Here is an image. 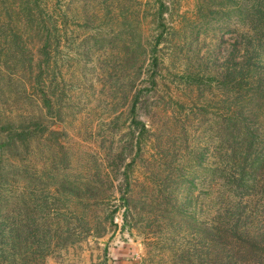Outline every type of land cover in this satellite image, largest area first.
Returning <instances> with one entry per match:
<instances>
[{
	"label": "rangeland",
	"instance_id": "obj_1",
	"mask_svg": "<svg viewBox=\"0 0 264 264\" xmlns=\"http://www.w3.org/2000/svg\"><path fill=\"white\" fill-rule=\"evenodd\" d=\"M19 1L0 0V124L32 119L45 128L19 147L15 179L0 183L3 212L12 208L15 220L6 230L26 249L43 246L44 264L207 263L211 184L196 151L211 166V83L179 75L211 74V57L225 55L240 19L233 0H163L162 28L153 0H43L45 23L27 19ZM137 90L134 115L148 131L138 151L130 121ZM257 192L245 207L257 243L242 264H264Z\"/></svg>",
	"mask_w": 264,
	"mask_h": 264
},
{
	"label": "trees",
	"instance_id": "obj_2",
	"mask_svg": "<svg viewBox=\"0 0 264 264\" xmlns=\"http://www.w3.org/2000/svg\"><path fill=\"white\" fill-rule=\"evenodd\" d=\"M153 1L156 4V22L162 28L167 5L163 0ZM42 2L43 0L19 1L25 9L27 19H39L43 22L40 15ZM231 5L238 11V21L241 23L235 21L236 28L230 29L231 43L228 44L225 55L216 54L211 57V74L179 75L187 84L211 83V166L203 164L204 151H196V165L203 171H208L211 184V257L204 264L244 262L246 254L250 253L248 247L255 248L258 238L257 235H249V230L245 227V220L249 216L245 207L252 197L257 196L258 190L264 191V0H233ZM237 24L245 29L239 31ZM39 29H44L40 50L46 56L49 30L45 25ZM160 32L156 35L151 53L155 51ZM216 46L219 48V44ZM150 60L148 84L154 89L156 56L151 55ZM33 79L32 84L35 85L37 78ZM40 94L42 104L48 110V98L44 92L41 91ZM142 98V92L137 90L130 103V121L133 126L131 132L137 151L140 150L144 134L148 132L144 122L134 115ZM174 103L178 104L176 100ZM44 128L41 123L32 119L18 125L9 121L0 124V183L11 173L15 179V168H18L21 161L18 156L19 147L25 146V142L35 132H42ZM6 167L11 168L6 170ZM122 172L127 181L126 169ZM107 173L108 170H105L106 175ZM4 197L1 188L0 264H44L46 249L43 246L26 249L23 240L17 238L14 230H6L7 225L13 224L15 220L9 216L12 208L9 207L8 213L3 212V207L6 206ZM262 203L264 204V199ZM18 244H22L23 248H19Z\"/></svg>",
	"mask_w": 264,
	"mask_h": 264
}]
</instances>
